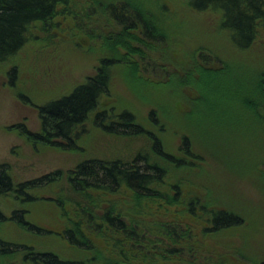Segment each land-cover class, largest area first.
Returning <instances> with one entry per match:
<instances>
[{
    "label": "rangeland",
    "instance_id": "obj_1",
    "mask_svg": "<svg viewBox=\"0 0 264 264\" xmlns=\"http://www.w3.org/2000/svg\"><path fill=\"white\" fill-rule=\"evenodd\" d=\"M80 1L70 0L67 11L52 18L49 38L39 28H31L26 43L7 61L0 62V162L9 165V173L15 184L56 170L62 174L56 183L32 191L36 196L34 201L23 199L15 192L0 197V208L7 215L15 209H25V220L44 229L29 230L9 220L0 224V237L29 246L33 251L54 252L61 258L79 261V264H111L118 258V251L126 247L121 242L120 247L115 246L114 250L115 238L109 232H101L104 230L100 231L94 223L88 224L86 217H82L81 209L72 202L75 198L69 193L67 172L85 158L131 160L138 152L152 157L147 134L136 137L107 134L95 127L90 118L79 129L77 147L62 149L30 142L13 127L21 123L29 130L39 131L37 105L68 93L95 72L100 56L104 55L101 51L111 49L110 45L103 47L101 43V36L111 31L103 27L107 18L103 16L101 6L94 2L90 6L85 4L92 0ZM164 1L168 3L169 14H160L161 20L170 27L167 33L172 36L169 37L170 43L157 47L162 49L163 57L155 51H148V58L142 63V73L140 71L135 76L128 73L126 65L113 66L110 69V94L102 99L97 111L106 109L118 112L127 108L143 127L160 138L166 151L179 155L180 136L184 130L188 132L190 129L184 117L192 93L196 91L205 95L199 103V107H203L209 101L218 102L224 88L231 87L235 95H240L238 90L243 87L252 90L259 67H264V34L260 33L258 42L250 51L239 52L219 28L218 12L196 11L190 7L188 0ZM83 26L86 31H83ZM111 43L115 45L119 41L114 38ZM133 44L138 43L135 41ZM114 48L121 54L122 50L116 46ZM199 51L214 57L212 63L225 69V74L219 76L213 71L205 72L201 66L198 68L194 54L197 55ZM12 67L16 68L13 85L7 74ZM189 68L195 73L191 81L172 77L175 74L183 77ZM156 86L160 87L156 89ZM148 87L154 88L159 95H152ZM19 93L26 95L30 102H24ZM152 109L159 124L151 125L148 120ZM248 129L247 134H252L253 129ZM259 132L255 137L234 140L238 141L231 147H235L236 143L242 144L236 147L237 153L232 161L227 159L231 157V153L228 155L231 148L225 153L218 150L220 156L216 155L215 148L212 150L202 139L203 134L197 132L195 139L198 146L194 151L199 150L197 153L201 157L200 160H193L191 174L167 166L169 172L166 181L170 183L176 179L181 182L182 198L196 195L202 204H208V208L232 211L241 216L243 226L219 233H205L203 216L193 219L182 215V230L175 227L181 236L183 229H191L188 240L182 237L176 243L180 252L177 258L169 256L166 250L157 251L155 264H260L264 261V149L261 148L264 146V129ZM190 134L193 136L192 131L189 137ZM219 135L223 143H231L230 138ZM144 210H147V214H142L139 220L146 218L169 222L172 216L164 215V209L157 208L155 204L145 206ZM74 220L89 225L85 230L92 239L91 249L71 246L60 235ZM151 234L166 238L165 234ZM118 237L121 239L122 235L119 233ZM142 243L135 239L134 246L124 251L130 258L128 264H143L150 260L138 252ZM148 246L151 251H146V255L155 254L154 246ZM141 249H147V246ZM28 250L21 249L8 256L0 254V264H31L23 257Z\"/></svg>",
    "mask_w": 264,
    "mask_h": 264
},
{
    "label": "trees",
    "instance_id": "obj_2",
    "mask_svg": "<svg viewBox=\"0 0 264 264\" xmlns=\"http://www.w3.org/2000/svg\"><path fill=\"white\" fill-rule=\"evenodd\" d=\"M69 2L70 0H0V62L7 61L26 43L31 28H39L44 36L49 38L48 30L53 25L52 18L64 14ZM86 2L87 6H90L91 2L101 6L103 16L107 18V23H104L103 27L107 31L111 30L110 33L107 32L101 36V43L103 47L110 45L111 49L101 51L104 55L100 56L95 72L86 76L68 93L37 105L39 131L29 130L21 123L13 127H16L18 133L30 142L62 149L77 147L79 129L90 118L95 127L107 134L122 137L147 134L150 139L152 157L145 152H138L131 160L85 158L67 172L69 193L74 195L75 201L72 202L79 206L84 215L82 217H86L88 224L94 223L100 231L104 230L101 232H109L115 238L114 250L115 246L120 247L121 242L126 247L117 253L121 260L116 258L111 264H120L119 261L129 263L130 258L124 251H127L131 245L134 246L135 239L143 241L138 252L150 259L143 264L157 263L154 262L157 251L166 250L169 256H178L180 252L176 243H179L178 240L182 237L187 238L191 230L183 229V236L178 233L176 227L181 229L184 226L180 218L182 215L193 219L203 216L205 233H219L241 228L243 220L238 214L225 209L208 208V204H202L196 195L190 194L182 198L181 182L173 179L168 183L166 180L168 167L174 170L181 169L191 174V168L194 167L193 160H200L201 157L197 153L199 150L194 151L198 146V140L195 138L199 132L203 134L202 139L211 149L215 148L216 155L220 153L218 150H223L225 153L231 148V152L228 153V155L231 153V157L227 158L229 161L234 160L233 156L237 153L236 147L242 144V142L236 143L235 147H231L238 141H234L235 139L240 140L260 134L259 130L264 129V67H259L256 73L257 81L252 90L243 87L238 90L240 95H235L231 87H223L225 90L219 92L221 97L219 96L218 102L208 100V105L199 107L205 95L194 91L191 101L186 105L184 117L190 129L188 132L184 130L183 135L180 136L177 149L179 155L172 154L165 150L160 138L143 127L136 115L127 108H122L118 112L106 109L97 111L102 99L110 94L112 87L110 69L113 66L123 64L125 67L126 65L128 73L135 76L139 75L140 71L142 73V63L146 57L148 58V51H155L163 57L162 49L158 48L170 43L169 37L172 36L168 34L170 27L164 25L160 15L169 14L168 3L164 0ZM188 4L196 11L218 12L220 14L219 28L226 33L228 41L236 51H250L255 47L260 33L264 34V0H188ZM91 15H93L92 12ZM83 31H86L84 26ZM107 38L110 40L108 41ZM114 38L119 41L118 44L111 43ZM135 41L138 44H133ZM115 46L118 50H122L121 54L115 51ZM194 55L198 68L201 66L205 72L213 71L219 76L225 74V69L222 70L220 66L212 63L214 57L201 51ZM7 74L9 82L13 85L16 81V68L12 67ZM194 74L189 68L184 72L183 77L179 74L172 77L191 81ZM156 87L158 89L160 86ZM148 89L152 95L156 94L154 88L148 87ZM19 97L24 102H30L22 93H19ZM148 120L151 125L159 124L155 110L152 109L149 112ZM249 127L253 129L252 134H247ZM197 128L198 131H196ZM190 131L193 136L190 134L189 137ZM219 134L230 138L231 143H223L219 139ZM261 148L264 149V146ZM9 169L6 162H0V197L15 192L28 201L36 200L35 193L32 194V191L45 189L56 183L62 175L60 170H56L15 184ZM58 202L61 201L58 200ZM149 204H155L157 208L162 207L164 215H172V219L168 216L169 222L146 218L139 220L142 214H147L144 207H148ZM25 213V209H15L7 215L0 208V224L10 220L29 230H44L26 221ZM86 227L89 225L84 224V221L74 220L60 232V235H63L71 246L88 250L92 248L90 242L92 239L86 233ZM152 232L165 234L166 238L153 236ZM119 233L122 235L121 239L118 237ZM186 243L190 248V243L188 241ZM150 244L154 246L155 254L147 256L146 251H151L148 246ZM159 244L162 246H158ZM144 246H147V249H141ZM21 249H29L23 257L31 264H79V261L61 258L54 252L33 251L29 246L0 237L1 255H12ZM158 255L161 256V254ZM260 264H264V261Z\"/></svg>",
    "mask_w": 264,
    "mask_h": 264
}]
</instances>
